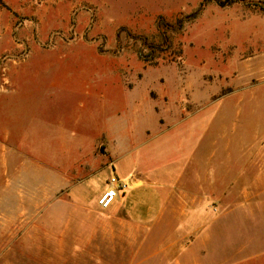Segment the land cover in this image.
<instances>
[{
  "label": "rangeland",
  "instance_id": "374dc122",
  "mask_svg": "<svg viewBox=\"0 0 264 264\" xmlns=\"http://www.w3.org/2000/svg\"><path fill=\"white\" fill-rule=\"evenodd\" d=\"M160 17L183 24L168 31L172 47L149 64L134 35L161 42ZM172 53L174 60H164ZM24 58L6 114L12 133L36 129L38 138L1 144L8 157L30 149L43 155V201H71L72 185L88 176L72 192L92 201L111 178L116 154L119 176L138 163L142 174L162 179L163 170L178 172L195 153L216 180L229 153L232 170L218 174V202L203 207L204 241L233 251L221 255L231 261L247 256L245 247L252 262L264 264V0H0V96L5 65ZM3 113L0 106V123ZM120 117L124 134L131 121L145 119L135 126L137 149L102 137ZM51 157L74 172L60 166L55 173ZM17 176L6 198L18 197L24 182ZM42 208L0 201V264H98V248L82 237L84 215L76 217L74 237L51 238L33 228ZM66 214L60 205L57 222L48 216L44 228L58 226L61 234ZM135 254L123 264L145 257ZM122 255L108 248L103 256L113 262Z\"/></svg>",
  "mask_w": 264,
  "mask_h": 264
},
{
  "label": "crops",
  "instance_id": "0c3cea01",
  "mask_svg": "<svg viewBox=\"0 0 264 264\" xmlns=\"http://www.w3.org/2000/svg\"><path fill=\"white\" fill-rule=\"evenodd\" d=\"M31 56L33 55H28L29 58ZM27 61L25 58L12 60L4 67V84L8 83V85L3 86L0 96V106H3L4 112L3 121L0 123V201H36L39 205L45 206L46 208H42L40 217L35 220L33 228L36 231H44L46 233L44 236L51 238L66 237L69 239L74 237V223L76 217L82 213L85 220L82 237L86 239L89 247L98 248V264L127 263V259L134 258L135 253L145 255L144 258H141L142 261L136 262L138 264H263L261 261L259 263L252 262L251 260L255 256H252L250 252L246 253L245 247L240 252L247 256L231 261L228 257L221 255L233 251H229L224 246L208 245L204 241L208 232L203 230L201 223L203 207L213 199L218 202V174L222 172L229 175L232 170L229 153L217 166L216 180L211 179L212 172L201 158L194 160L195 153L188 156L185 168L178 172L172 168L163 170L160 174L162 179L148 178V174H142L139 171L140 166L136 167L138 163L126 174L119 176L115 168L118 163L116 154V156L113 155L114 164L112 165L111 178L117 177L127 181L129 186L119 192L116 200L108 208H102L98 199L102 194V189L108 187L111 178L107 184L93 190L90 196L92 201H82L72 192L77 185L90 179L91 176L72 185L71 201H58L57 196L50 201H43L41 176L44 163L43 155L38 154L37 149H30L25 154L18 150V155L14 153L8 157L4 153V149H6L4 144H1V142L12 140L26 142L31 139L36 142L38 138L36 129L34 133H27L25 128L12 133L10 116L6 114L10 106L7 103L8 97L12 95L14 83L17 84L15 71L20 70L23 62ZM143 120L145 119L138 117L131 121L132 128L126 132L127 134H124L122 117L116 118L108 131L102 133V137L117 143L116 148L120 145L122 149L129 150V147L130 150L137 149L139 145L136 146L135 143H138V141L136 142L138 133L135 126L145 124ZM78 150L81 151V146L78 147ZM84 159L85 155L81 156L79 160ZM55 160L51 157L50 166L54 167L55 173H60V166H65L66 172H74V170H68L70 166L62 163L61 165L59 160ZM75 160L74 158L68 161L74 164ZM12 174H18L19 183L20 181L24 182V185L16 188L20 193L15 199L6 198L4 195L5 190H11V183L16 179H12ZM174 176H176V181L173 179ZM204 180L207 182V188L211 191L210 196L203 194ZM54 189L57 190L58 186H55ZM60 205L67 206L66 229L61 234L58 231V226H51L48 230L43 225L44 219L48 216L51 217L52 223L57 222ZM95 223L97 224L95 225ZM215 237V231L212 230L210 238L214 239ZM108 248L112 250V253L121 252L123 255L113 262H108V259L103 256ZM119 249L120 251H118Z\"/></svg>",
  "mask_w": 264,
  "mask_h": 264
},
{
  "label": "trees",
  "instance_id": "16d2710c",
  "mask_svg": "<svg viewBox=\"0 0 264 264\" xmlns=\"http://www.w3.org/2000/svg\"><path fill=\"white\" fill-rule=\"evenodd\" d=\"M224 2L225 1H223L221 4H227ZM190 16L191 15H189V17ZM182 24H183L182 18H178L175 23H172L167 21L164 17H160L157 21V26L159 31L163 34V39L161 42L150 41L148 36L146 35H134V38L141 40L143 45L142 48H140L139 57L149 64L158 63V59L160 58L159 56L161 52H163L167 48L172 47V43L170 41L168 31L175 30L176 28H180L182 27ZM119 36L120 33H118V41H119ZM177 54L178 53H172L168 59L164 57V60H174Z\"/></svg>",
  "mask_w": 264,
  "mask_h": 264
},
{
  "label": "built area",
  "instance_id": "2783aa9c",
  "mask_svg": "<svg viewBox=\"0 0 264 264\" xmlns=\"http://www.w3.org/2000/svg\"><path fill=\"white\" fill-rule=\"evenodd\" d=\"M127 181L112 177L108 187L99 196L98 203L102 208H108L116 200L121 190L127 189Z\"/></svg>",
  "mask_w": 264,
  "mask_h": 264
}]
</instances>
